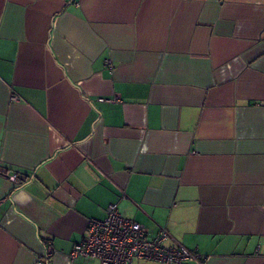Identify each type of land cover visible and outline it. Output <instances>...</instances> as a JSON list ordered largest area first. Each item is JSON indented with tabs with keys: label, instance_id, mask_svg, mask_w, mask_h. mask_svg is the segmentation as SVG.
I'll list each match as a JSON object with an SVG mask.
<instances>
[{
	"label": "crops",
	"instance_id": "crops-1",
	"mask_svg": "<svg viewBox=\"0 0 264 264\" xmlns=\"http://www.w3.org/2000/svg\"><path fill=\"white\" fill-rule=\"evenodd\" d=\"M111 202L264 264V0H0V264H100L68 253Z\"/></svg>",
	"mask_w": 264,
	"mask_h": 264
},
{
	"label": "built area",
	"instance_id": "built-area-1",
	"mask_svg": "<svg viewBox=\"0 0 264 264\" xmlns=\"http://www.w3.org/2000/svg\"><path fill=\"white\" fill-rule=\"evenodd\" d=\"M106 64L111 66L109 60ZM10 101H19L20 96L13 90ZM102 99V98H101ZM117 100V99H116ZM21 179L14 178L15 183ZM168 237L166 229L161 228L155 235L150 236L142 223L123 217L116 202L107 205L106 216L102 219L91 218L87 223V235L68 253L70 260L83 257H95L100 264H131L133 259H149L165 264H190L201 259V256L180 244L165 245ZM53 249L46 244L40 258L34 264H50Z\"/></svg>",
	"mask_w": 264,
	"mask_h": 264
}]
</instances>
